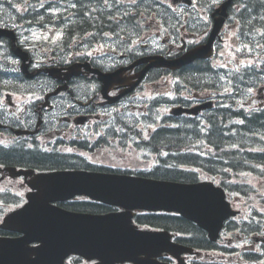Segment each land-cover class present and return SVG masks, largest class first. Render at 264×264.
<instances>
[{
    "label": "flooded vegetation",
    "instance_id": "af4514ba",
    "mask_svg": "<svg viewBox=\"0 0 264 264\" xmlns=\"http://www.w3.org/2000/svg\"><path fill=\"white\" fill-rule=\"evenodd\" d=\"M27 1L29 0H19L22 6H15L12 0H4L0 4V14L17 13L24 9ZM149 1L146 6H130L133 17L138 16L137 21L124 19L126 17H122L121 6L113 5L112 0H103L105 9L102 13L107 17L93 24L89 31L83 32L81 53L73 49L74 38L65 31L62 32L54 22L42 23L34 21L32 17L26 20L29 14L26 19L19 21L0 16V148L9 151L11 142H29L28 149L44 153V148L73 149L82 140L83 149L86 150L84 153L89 154L88 165L112 170L119 164L113 162L111 156L116 155L121 148L134 149L133 144H137V137L132 133L135 126L130 125L128 120L133 117L121 116L125 109L137 106L146 110L152 109L153 102L163 98L172 106L181 105L188 110L210 100L213 102L212 106L200 115L184 113L181 118L184 122H195L193 118H206L208 112L211 115L210 123H215L219 121L221 109L235 112L234 100L244 98L250 104L249 94L240 92L238 85L218 86L215 81L216 86H211L208 92L204 89L205 91L198 93L196 88H199V77L207 75L209 71L216 80L218 75L228 76L234 82H239L243 76L249 78L248 68L239 72L236 69L242 60L249 67L248 52L245 50L247 44L244 41L249 36L250 21L259 24L264 21V10L250 7L249 0H233L226 14L219 11L226 0H209L208 4H202L201 0H196L194 4H181V0ZM175 1L178 2L177 5L171 4ZM250 10L258 12L250 16ZM220 18H224V24L214 42L211 58L197 59L177 70L153 68L135 89L128 90L148 64L142 62L133 65L137 60L149 55H163L167 59L181 57L195 46L206 43L215 20ZM50 27L54 28L50 31L53 37L45 38V43L41 34L47 35ZM58 30L59 36L56 33ZM235 31L239 32L240 38H236L238 44L233 52L231 37ZM65 41L69 46L61 48L60 44ZM99 41L101 42L97 43ZM103 42L108 47L94 49L93 46ZM47 43L51 47H47ZM19 49H22V55L16 52ZM26 62L28 69L25 67ZM75 63L79 65L78 75H74L75 70L68 69ZM49 67L63 70L57 73L59 77H55L46 72L45 69ZM93 68L118 72V76L108 85L107 91L97 73L92 71ZM254 73L256 75L258 72ZM30 74H34V77H29ZM187 74L192 79L188 82L190 85H181V78ZM162 80L168 81L167 91L148 90L155 81ZM255 81L258 84L256 79ZM228 99L231 106L224 107L223 100ZM255 109H264V106H256ZM223 115L224 113L221 116L226 120ZM143 117L151 118L147 114ZM19 148L22 149L16 147ZM101 152L105 153L102 159L108 156L109 162L97 158ZM3 162L5 161L0 163L1 181L10 176L6 171L9 163ZM145 162L144 167L134 168L152 167L151 159H146ZM25 167L34 169V174L28 178L12 177V181H19L18 184L22 187H26L37 173L47 170L33 165ZM262 225L264 226V222ZM235 233L238 240L228 237L229 243H246L238 254L233 249L229 251V262L264 264V243L260 241L264 239V228L262 233H254L257 235L254 238L259 239V242L252 241L254 234H245L242 230ZM190 237L183 235L181 238ZM248 252L257 259H245ZM204 256V252H200L199 255H185V259L188 264H201ZM161 259H169L174 263V259L168 255L161 256ZM78 261L77 264L88 263L84 258ZM218 262L223 263L217 257L211 260V263Z\"/></svg>",
    "mask_w": 264,
    "mask_h": 264
},
{
    "label": "water",
    "instance_id": "95a60500",
    "mask_svg": "<svg viewBox=\"0 0 264 264\" xmlns=\"http://www.w3.org/2000/svg\"><path fill=\"white\" fill-rule=\"evenodd\" d=\"M220 24L210 41L190 56L175 61L157 58L151 65L178 68L209 53ZM31 172L20 171L18 174ZM29 201L5 218L0 227L23 234L0 237V264H64L72 253L99 258L102 264L132 261L135 264H167L157 260L168 252L180 260L191 248L172 241L168 230H142L133 223L135 209L178 212L196 222L217 239L224 222L236 212L225 192L211 182L181 183L124 174L86 170H56L40 174ZM85 195L123 207L121 212H75L54 204ZM33 242H41L31 247ZM36 255V257H33Z\"/></svg>",
    "mask_w": 264,
    "mask_h": 264
},
{
    "label": "trees",
    "instance_id": "16d2710c",
    "mask_svg": "<svg viewBox=\"0 0 264 264\" xmlns=\"http://www.w3.org/2000/svg\"><path fill=\"white\" fill-rule=\"evenodd\" d=\"M78 5L74 12L76 21L71 27L74 36H80L84 32L89 31L90 27L97 23L100 19H105L107 15L103 14L102 9L99 11L95 5H92L95 0H73ZM102 0L98 3L101 5ZM87 3V4H86ZM253 6H261L264 10V1L253 0ZM36 12V13H35ZM37 8L31 10L32 17L40 14ZM35 13V14H34ZM46 16V14H43ZM59 14L57 20L61 23L63 19ZM51 21L47 16L45 18ZM223 116H226L225 114ZM220 124L217 120L211 123V130H208L207 139L215 150L216 155L211 150L205 152L208 157L202 158L199 155L183 154L181 148L191 140V134L183 133L185 129H167L160 128L157 130L151 140L154 149H166L169 151L167 158L161 159L164 165H172V168H158L153 172L143 173L144 175L174 181H194L198 179V174L193 171L179 170V164L202 165L207 168L209 174L219 176L221 183L228 189L232 197L241 196L247 200V204L251 207L253 213H258V204L264 205V195L248 183V174L256 175L257 177L264 176V140L260 137L264 134V114L251 113L249 117H245V122L239 125H234L236 130H230L225 127V119ZM198 132L197 126H195ZM199 134V132H198ZM197 136V134H195ZM216 157V162H211V158ZM74 161L78 158H73ZM68 155L59 153H40L34 150L10 148L5 151L0 148V163L5 161L9 166H39L48 169L67 168L70 164H78L74 162ZM169 159V160H168ZM73 162H72V161ZM169 162H168V161ZM3 162V163H5ZM1 195V194H0ZM230 195V196H231ZM66 208L75 211L104 213L110 208L107 205L97 202L82 200L63 204ZM137 222L143 225H149L155 228H164L173 232L187 233L191 237L183 238L182 241L196 248H210L214 243L208 241L206 233L201 230L196 224L183 218L180 215L174 214H140L137 217ZM257 229V226L251 224L250 231ZM0 234H4L0 230Z\"/></svg>",
    "mask_w": 264,
    "mask_h": 264
},
{
    "label": "rangeland",
    "instance_id": "374dc122",
    "mask_svg": "<svg viewBox=\"0 0 264 264\" xmlns=\"http://www.w3.org/2000/svg\"><path fill=\"white\" fill-rule=\"evenodd\" d=\"M19 0H14L13 1V4L15 6H21L19 5L20 2H18ZM13 19V18H11ZM81 33V32H79ZM79 44L82 43V39L80 38L78 41H77ZM232 43L234 44L233 46H235V39L232 41ZM259 46V45H258ZM78 47H81V45H78ZM204 79H207L208 81H211V80H214V77H211V74L208 73L207 75H204L203 76ZM225 84H229L228 80L225 82ZM263 84V83H261ZM169 88L168 86V82L167 80H162V81H158V82H154V84L148 88V90L150 92H153V91H157L159 89L161 90H164V91H167V89ZM254 94H256V90H254ZM168 109H170V106L168 103H165V104H161L158 108H157V111L160 110V114H166L168 112ZM141 111L142 110H132L129 115L127 116H140L141 115ZM155 111L153 110V113L152 115L154 117H156L154 115ZM124 116H126L125 114H123ZM126 116V117H127ZM159 117V115H157ZM129 118V117H127ZM128 120H131L135 123V118H131V119H128ZM153 122L149 123L148 124V130H154L156 129L157 127H159L161 124H162V121L160 119H152ZM139 128H142L145 126V122H139L136 124ZM132 126H133V123H132ZM143 132H146L147 131H143ZM105 156V153H101L100 156H97L98 159H100L101 157H104ZM114 160H112L113 162L119 164L120 166H131V165H141L143 164L142 162H140V160L144 159L142 157V154L141 153H138L136 151H132L131 148H129V151L128 152H124L122 149L120 151H118L116 153V155H112L111 156ZM101 160L103 162H109L110 160H108V156L105 157L104 159L101 158ZM9 183H12V181L10 179H7L6 182L4 183H1L0 184V188L1 189H5V188H8L6 186H10L11 184ZM14 186L15 188H12L14 192L16 193H19L21 196L25 197V194L26 192L28 191V188H25V187H22L20 186L19 184V181H17V183L14 181ZM19 183V184H18ZM250 183L255 186L256 188L260 189L262 191V194H264V178H251L250 179ZM15 207L13 205H7V204H0V222L2 221V218L3 216L8 212L10 211L11 209H14ZM2 209L4 210V212H2Z\"/></svg>",
    "mask_w": 264,
    "mask_h": 264
},
{
    "label": "bare ground",
    "instance_id": "6f19581e",
    "mask_svg": "<svg viewBox=\"0 0 264 264\" xmlns=\"http://www.w3.org/2000/svg\"><path fill=\"white\" fill-rule=\"evenodd\" d=\"M72 3H76L75 1L73 0H70ZM84 2H89V0H84ZM22 3L20 2L19 5H21ZM77 4V3H76ZM87 4V3H86ZM258 12V11H257ZM132 20H137L138 21V18H132ZM181 129V123H179V127Z\"/></svg>",
    "mask_w": 264,
    "mask_h": 264
}]
</instances>
